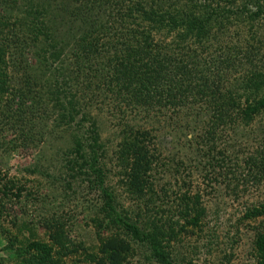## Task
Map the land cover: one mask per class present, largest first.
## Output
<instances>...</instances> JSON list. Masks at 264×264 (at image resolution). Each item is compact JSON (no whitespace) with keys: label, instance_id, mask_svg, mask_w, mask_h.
Masks as SVG:
<instances>
[{"label":"rangeland","instance_id":"obj_1","mask_svg":"<svg viewBox=\"0 0 264 264\" xmlns=\"http://www.w3.org/2000/svg\"><path fill=\"white\" fill-rule=\"evenodd\" d=\"M16 1V8L1 5L12 25L5 31L11 40L2 44L8 91L0 101V264H21L27 255L21 253L29 241L51 244L49 222L61 223L71 241L69 247L75 248L61 255L62 264H95L89 255L101 256V240L114 236L128 244L122 264H160L144 240L125 228L117 230L103 217L102 188L112 192L117 211L132 221L140 224L152 218L162 224L172 237L161 242L171 264H255L254 235L264 231V112L248 122L225 121L213 127L211 107L200 97L188 96L183 104L174 106L116 105L114 95L101 86L96 97L85 94V98H77L72 120L59 121L61 109L56 100L65 93L53 88L52 73L46 75L41 68L42 49L48 50L43 38L26 35L27 0ZM162 1L163 8L174 2ZM253 6V1L247 3V9ZM43 10L42 16L59 19L54 8L44 4ZM58 19L55 27L70 44L68 25H61ZM221 21L222 29L203 46L187 44L178 52L186 60L195 50L190 63L195 66L196 62L198 70L207 73V67L213 68L211 61L225 59L231 51L227 48L233 47L236 56L230 57H236L235 63L222 67L219 75V84L225 89L246 74L250 63L264 67V16L255 18L250 26L243 12L229 13ZM171 35L160 30L154 36L166 37L168 47L175 48ZM68 43L62 53L69 50ZM247 45L252 46L248 60L241 57ZM28 77L32 82L28 80L27 86ZM191 80L190 85L196 81ZM24 85L36 96L25 103L34 105L18 116L13 90ZM91 120L100 145L97 160L102 183L89 162L79 156L82 150L88 152ZM123 124L147 132L144 143L150 165L145 192L139 199L125 188L116 160ZM197 210L200 214L193 222Z\"/></svg>","mask_w":264,"mask_h":264},{"label":"trees","instance_id":"obj_2","mask_svg":"<svg viewBox=\"0 0 264 264\" xmlns=\"http://www.w3.org/2000/svg\"><path fill=\"white\" fill-rule=\"evenodd\" d=\"M236 1L174 0L172 4L165 3L163 8L162 0H40V3L27 0L28 8L24 13L28 25L26 35L33 33V38H43L48 50L42 49L41 68L46 75L52 73L53 88L65 93L63 99L56 100L61 109L58 113L59 121L67 123V120H72L73 114L77 112L74 109L77 98H85V94H89L88 98H94L97 96L96 89L101 86L107 87L114 95L116 105L124 103L148 107L162 103L161 105L174 106L183 104L188 96L200 97L211 107L210 124L213 127L225 121L248 122L264 112V67L250 63L246 74L234 86L224 89L219 84L220 70L229 63H235L236 57H230L236 56L233 47L227 48L231 51L225 55V59L212 60L213 68L207 67V73H204L205 69L198 70L196 62L195 66L190 63L195 50L185 56H188L186 60L178 52L187 47V44L203 46V43L222 29L224 25L221 19L223 16L226 18L229 13H245L249 26L255 18L264 16V0H243L240 4ZM250 1L254 5L252 10L247 9ZM16 3V0H0V101L8 91L4 69L5 48L2 44L6 45L7 40H11L5 33L11 22L9 15L3 13L1 5L5 9L9 5L16 8ZM44 4L57 10L61 21L55 15L42 16L45 14ZM62 15L69 19L65 21ZM57 19L61 25H68L70 44L68 40L62 39L60 28L55 27ZM160 30L172 34L171 40L175 48L168 47L170 41L166 37L154 36ZM67 43L70 45L69 50L62 53ZM251 47H245L242 58H250ZM193 78L196 81L190 85ZM28 80L32 82L28 77L24 82L27 86ZM32 93L25 85L24 88L13 90V96L17 98L14 111L18 112V116L34 105V102L30 106L25 105L27 100L35 98L36 95ZM65 96H68L67 99ZM6 102L11 106L9 100ZM82 117L85 118V115ZM87 132L86 140L90 142L88 152H80L79 143L77 151L83 162H89V168L102 183L103 174L97 160L100 145L97 143L94 120L90 121ZM146 136L145 130L123 124L115 150L118 166L125 177V188L138 199L145 192V175L150 165V155L144 143ZM101 192L100 211L103 217L117 230L125 228L134 237L144 240L160 264H171L163 251L166 245L161 242L167 243L172 237L167 235L162 224L152 218L143 219L140 224L132 221L126 214L117 211L111 191L102 188ZM183 213H187L186 208ZM199 214L200 210H197L191 217L193 222ZM46 228L50 231L51 244L27 242L26 250L21 253L27 255H23L21 264H62L59 261L61 255L75 251L74 246L69 247L71 241L63 232L61 223L49 222ZM100 243L101 256L89 255L91 261L95 264H122L128 250V244L123 239L108 237ZM252 247L256 257L255 264H264V231H256Z\"/></svg>","mask_w":264,"mask_h":264}]
</instances>
